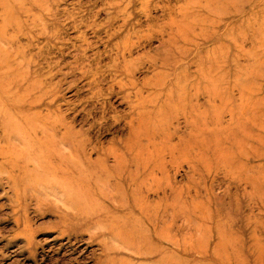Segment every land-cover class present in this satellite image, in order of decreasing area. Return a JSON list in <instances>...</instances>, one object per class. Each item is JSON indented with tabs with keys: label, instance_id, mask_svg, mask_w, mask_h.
<instances>
[{
	"label": "rangeland",
	"instance_id": "1",
	"mask_svg": "<svg viewBox=\"0 0 264 264\" xmlns=\"http://www.w3.org/2000/svg\"><path fill=\"white\" fill-rule=\"evenodd\" d=\"M0 152V264H264V0H0Z\"/></svg>",
	"mask_w": 264,
	"mask_h": 264
},
{
	"label": "bare ground",
	"instance_id": "2",
	"mask_svg": "<svg viewBox=\"0 0 264 264\" xmlns=\"http://www.w3.org/2000/svg\"><path fill=\"white\" fill-rule=\"evenodd\" d=\"M49 118H50V116H49ZM130 125H132L131 123H130ZM131 127V129L134 131V130H136V126H134V125H132V126H130ZM55 128L54 129H52V131H53V133H52V138L53 139H55L56 137H57V133H55ZM66 130V129H65ZM65 136H63L62 138H61V141H65ZM53 145V144H52ZM1 154H2V152H0ZM5 154V153H4ZM61 159V158H60ZM2 161V160H1ZM6 161V160H5ZM11 161H14V160H12L11 159ZM7 162H8V159H7ZM97 163H99L98 161H96ZM61 163H63V161L62 160H59V162H58V164H61ZM4 165V164H3ZM101 165H102V169L105 171V172H107V167L103 164V163H101ZM2 166V165H1ZM3 167V166H2ZM73 168H75L74 166H72V169ZM20 169V168H19ZM58 169V167H56V166H52V171H56ZM8 170H11V171H8ZM6 172H7V174H8V179H9V182H15L14 181V179L10 176V174H13V168H9ZM65 171L67 170V168H65L64 169ZM43 171H48L47 169L46 170H44L43 169ZM70 171V170H69ZM15 172V171H14ZM19 173V172H18ZM31 173V172H30ZM23 174V173H22ZM13 175H16V172H15V174H13ZM19 175V174H18ZM128 178V177H127ZM131 178V177H130ZM81 180V179H80ZM73 184V185H72ZM71 185L72 186H75V187H77L78 189H80V183H79V181H78V179H73L72 181H71V183L70 184H67V186H70L71 187ZM142 188L144 187V185H145V183L144 182H142ZM54 188V187H53ZM51 189H52V187H51ZM56 189V188H55ZM81 189L83 190V191H86L87 192V190L89 189L88 187H86V186H83V184L81 185ZM54 189H52V191H53ZM52 191H50V192H52ZM53 192H55V191H53ZM52 192V193H53ZM57 193V192H56ZM58 201V200H57ZM60 202H61V200H60ZM62 203V202H61ZM65 205L63 206V207H65V208H61V207H58L57 209H56V213L58 214V217H57V222H59L58 223V225L60 226V228H62L63 229V231L65 232V231H68L69 229H67V228H70V226L72 227V226H74V223H76V222H73L74 221V219L73 218H81L82 217V208L79 206V209H77V210H75V209H70V208H68L67 206H68V204H67V202L66 203H64ZM71 210L73 211V212H71ZM96 217V216H95ZM77 224H78V222H77ZM62 229H61V231H62ZM84 229V228H83ZM81 232V231H80ZM80 232H78V233H80ZM65 234V233H64ZM72 234V233H71Z\"/></svg>",
	"mask_w": 264,
	"mask_h": 264
}]
</instances>
